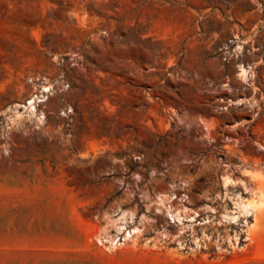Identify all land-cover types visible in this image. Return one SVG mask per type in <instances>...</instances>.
Instances as JSON below:
<instances>
[{
    "label": "rangeland",
    "instance_id": "obj_1",
    "mask_svg": "<svg viewBox=\"0 0 264 264\" xmlns=\"http://www.w3.org/2000/svg\"><path fill=\"white\" fill-rule=\"evenodd\" d=\"M0 264H264V0H0Z\"/></svg>",
    "mask_w": 264,
    "mask_h": 264
},
{
    "label": "trees",
    "instance_id": "obj_2",
    "mask_svg": "<svg viewBox=\"0 0 264 264\" xmlns=\"http://www.w3.org/2000/svg\"><path fill=\"white\" fill-rule=\"evenodd\" d=\"M112 199H113V197H110V199L108 200V202H111V201H112Z\"/></svg>",
    "mask_w": 264,
    "mask_h": 264
}]
</instances>
